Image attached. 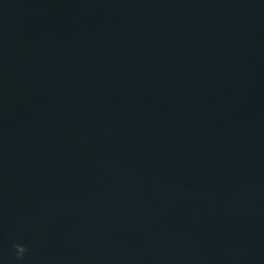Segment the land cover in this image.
I'll return each mask as SVG.
<instances>
[{"label": "water", "instance_id": "obj_1", "mask_svg": "<svg viewBox=\"0 0 264 264\" xmlns=\"http://www.w3.org/2000/svg\"><path fill=\"white\" fill-rule=\"evenodd\" d=\"M0 264H264V0H0Z\"/></svg>", "mask_w": 264, "mask_h": 264}, {"label": "clouds", "instance_id": "obj_2", "mask_svg": "<svg viewBox=\"0 0 264 264\" xmlns=\"http://www.w3.org/2000/svg\"><path fill=\"white\" fill-rule=\"evenodd\" d=\"M13 249L15 251V259L17 261H22L24 259L25 253H27L28 249L23 244H13Z\"/></svg>", "mask_w": 264, "mask_h": 264}]
</instances>
